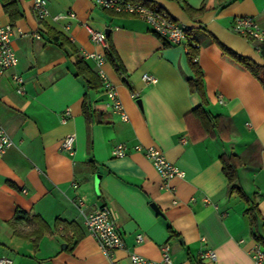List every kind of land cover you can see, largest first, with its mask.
I'll list each match as a JSON object with an SVG mask.
<instances>
[{
    "label": "crops",
    "instance_id": "1",
    "mask_svg": "<svg viewBox=\"0 0 264 264\" xmlns=\"http://www.w3.org/2000/svg\"><path fill=\"white\" fill-rule=\"evenodd\" d=\"M9 1L20 18L11 24L0 0V24L12 25L17 58L0 79V123L13 142L0 158V259L132 264L129 253L135 252L164 264L161 246L166 244L172 264H253L251 251L260 247L264 252V246L256 244L245 211L257 207V232L264 238V85L225 58L219 45L264 66L261 44L231 29L237 17H250L264 29V0H151L190 30L198 46L195 61L205 105L189 91L193 73L186 47L169 45L139 17L89 0H48L49 14L39 21L30 0ZM69 11L73 18L65 17ZM89 28L105 33L123 66L119 75L106 60L103 70L126 121L110 107L101 87L88 92L91 117H85L86 83L76 76V56L48 35L50 30L62 35L96 73L94 63L82 56L101 51L90 40ZM13 73L24 80L22 94L16 92ZM144 74L153 75L156 83L144 81ZM200 106L209 126L217 118L212 133L190 115ZM70 135L73 149L68 152L61 143ZM118 144L125 146L120 158L112 155ZM145 147L156 148L184 177L164 183L145 157ZM231 155L237 157L238 184L248 202L229 193L221 158ZM100 206L110 210L125 243L111 259L85 226ZM17 209L39 215L50 229L36 248L8 225ZM56 221L74 223L82 237ZM205 250L214 251L215 262L199 259Z\"/></svg>",
    "mask_w": 264,
    "mask_h": 264
},
{
    "label": "built area",
    "instance_id": "2",
    "mask_svg": "<svg viewBox=\"0 0 264 264\" xmlns=\"http://www.w3.org/2000/svg\"><path fill=\"white\" fill-rule=\"evenodd\" d=\"M36 18L39 21L44 20L49 12L47 8L48 0H30ZM94 6L109 10L118 14H128L139 17L144 20L151 28L152 32L163 39L166 43L172 46L186 47L187 28L176 23L168 13L160 6L152 4L147 6L142 3L145 0H89ZM151 1V0H146ZM67 18H73L72 12L65 14ZM54 17V19H57ZM231 29L234 33L243 39L261 44L264 42V29H261L255 21L250 17H237L231 23ZM13 27L11 24H0V79L7 73L11 72L17 64L12 47ZM89 37L92 43L101 48L100 52H83L84 59H89L94 63L96 74L101 80L102 93L108 100L110 107L115 111L120 112L121 119L127 120V115L122 109L120 102L117 100L115 88L108 80L103 66L106 62L105 52L108 49V41L104 32L96 31L89 28ZM198 48L197 45H195ZM187 49V48H186ZM18 94L23 93L24 80L23 78L13 73L11 75ZM142 79L150 84L156 83V78L153 75L144 74ZM220 102L221 99H220ZM13 146L10 135L0 123V158L2 155ZM140 146L135 149L140 150ZM61 149L71 152L73 149V136H67L61 143ZM114 157L120 158L125 156V146L118 144L112 151ZM145 157L151 162L156 173L164 183H169L175 178H183L184 172L174 164L169 162L164 155L154 147L144 148ZM85 226L88 233L95 239L101 252L111 259V255L115 251L124 250L125 243L117 228L116 220L112 216L110 210L106 206H100L85 219ZM143 241V236L138 234L135 238L136 244ZM161 257L164 264H172L168 245L161 246ZM129 259L132 264H159V262L149 260L135 252L129 253ZM200 260H206L209 263L216 261V255L212 250H205L199 253ZM251 259L253 264H261L264 261V252L260 247H256L251 251ZM0 264H12L10 259H0ZM110 264H113L111 261Z\"/></svg>",
    "mask_w": 264,
    "mask_h": 264
},
{
    "label": "trees",
    "instance_id": "3",
    "mask_svg": "<svg viewBox=\"0 0 264 264\" xmlns=\"http://www.w3.org/2000/svg\"><path fill=\"white\" fill-rule=\"evenodd\" d=\"M3 10L5 13L9 15V19L11 24L20 18V14L16 11V8L12 2L9 0H3ZM143 4L147 6H151V1H142ZM202 10L196 11V13H200ZM122 15V14H120ZM128 15V14H123ZM129 16V15H128ZM134 16V15H131ZM136 17V16H135ZM190 30L186 31V48H187V60L188 65L193 73V78L188 80V87L191 93H196L200 99L202 105L206 104L204 88H203V77L200 67L197 65L195 61L196 56L198 55V48L195 47L196 43L190 38L189 34ZM49 38L51 42L57 44L60 47L69 46L76 56L75 70L76 76L83 78L86 83V91L84 94V100L82 104L83 114L87 119L91 117V110L89 106L88 100V92L90 90H96L101 87L102 83L99 79L98 75L91 71V69L84 63L83 59L79 56L78 51L72 46V44L66 40L62 35L55 33L54 31H48ZM109 47L105 52L106 60L113 66L114 70L119 74H124V69L122 64L120 63L113 46L108 43ZM222 55L236 64L243 70L249 71L262 85H264V66L256 64L254 61L242 57L235 52L227 49L226 47L219 45ZM261 55L264 57V42L260 45ZM190 115H193L200 126L203 128L206 134L212 133L211 130L213 127L217 126V118H214V125L209 126V122L207 120L204 109L200 106L195 110L191 111ZM223 163V173L226 176L229 183V193L236 194L245 202H248V198L244 191L238 184V176H237V157L236 156H228L221 158ZM245 214L250 216V227L252 230V236L258 246H264V238H262L258 232V210L255 205L251 206L249 209L245 211ZM63 225L66 230H73L76 233L77 239H80L82 235L78 233V229H76V225L74 223H67L64 221H56V225ZM8 225L13 230V233L16 236H21L30 240L34 247L36 248L39 241L44 235L50 233V229L47 224L43 221V219L37 214H30L21 209H17L14 217L8 222ZM169 232L174 235V232L168 227ZM27 230V231H26Z\"/></svg>",
    "mask_w": 264,
    "mask_h": 264
},
{
    "label": "water",
    "instance_id": "4",
    "mask_svg": "<svg viewBox=\"0 0 264 264\" xmlns=\"http://www.w3.org/2000/svg\"><path fill=\"white\" fill-rule=\"evenodd\" d=\"M137 104H138V105H140V103H139V102H137ZM152 207H153V209H155V210L157 211V209H156L154 206H152Z\"/></svg>",
    "mask_w": 264,
    "mask_h": 264
}]
</instances>
